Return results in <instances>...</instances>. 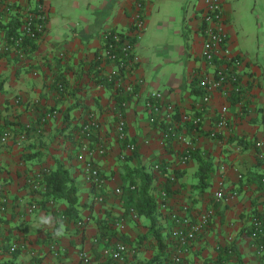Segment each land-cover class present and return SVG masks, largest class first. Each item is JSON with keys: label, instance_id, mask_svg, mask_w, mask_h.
<instances>
[{"label": "crops", "instance_id": "crops-1", "mask_svg": "<svg viewBox=\"0 0 264 264\" xmlns=\"http://www.w3.org/2000/svg\"><path fill=\"white\" fill-rule=\"evenodd\" d=\"M6 1L12 8L0 15V264H79L81 250L89 253L91 264H166L173 245L172 212L195 220L205 208L213 209L211 221L187 245L182 264H259L262 257L250 229L253 216L264 221L259 184V155L264 154V0H222L229 46L242 59L240 78L249 95L244 103L218 90L202 101L197 83L209 70L201 57L205 0ZM39 2L47 14L45 36L28 41L22 52H3L8 26L16 31L22 11ZM138 3L147 29L136 42L135 67L122 77L143 81L124 109L126 137L120 141L115 133L119 98L109 79L117 66L96 60L104 31L131 33ZM152 91L163 96L156 123L145 105ZM223 106L225 125L219 129L215 125ZM90 114L100 123L90 146L104 142L106 147L105 153L92 156L104 178L102 188L86 178V154L77 132ZM195 117L201 118L198 125L192 122ZM168 121L195 142L185 163L179 161L178 141L162 138L161 123ZM4 131L9 132L6 140L1 139ZM257 140L263 145L256 146ZM125 142L134 149L122 158ZM35 154H41L40 160L33 159ZM56 163L69 170L77 186L81 227L78 220L61 217L65 201L41 205V195L32 186L35 173ZM200 165L206 186L200 184ZM142 171L151 174L156 196L159 187L167 190L164 206L157 197L152 233L150 220L129 205L130 180L138 182ZM220 181L236 194L215 199ZM117 188L121 194L115 193ZM32 204L36 208L28 211ZM114 219H122L124 227L116 226ZM119 240L126 244L122 259L104 257V245Z\"/></svg>", "mask_w": 264, "mask_h": 264}, {"label": "built area", "instance_id": "built-area-1", "mask_svg": "<svg viewBox=\"0 0 264 264\" xmlns=\"http://www.w3.org/2000/svg\"><path fill=\"white\" fill-rule=\"evenodd\" d=\"M12 8L11 3L6 0H0V15L2 12H8ZM147 29L144 18V9L141 3L137 4L136 10L132 16V30L127 34L118 30H106L102 34V47L97 54V59L101 62L110 61L117 66V72L109 77L116 85L118 101L116 104L117 122L115 127L116 137L120 141H124L126 137V119L123 115L129 99L137 95L136 84L143 80L132 81L124 80L123 72H130L136 65L137 57L135 56V46L137 40L142 33ZM201 31L202 45L201 57L205 66L209 68L198 80V87L203 90L202 101L210 100V95L213 91H220L225 97H234L239 103H244L248 99V91L240 78V65L242 59L235 54L228 43V34L224 28V15L222 0H205L201 15ZM47 32V14L42 3H38L35 7L25 8L19 18L18 29L8 34L6 42L3 45L2 51L22 52L28 41L41 40ZM62 89V86L59 85ZM163 96L159 91H152L146 102V107L150 111V120L157 122L159 120L157 114L162 106ZM168 110H172V105L166 104ZM226 107L223 106L220 110V118L216 122V128H221L225 125L224 113ZM53 112L48 113L51 116ZM170 117V115H168ZM170 119V118H169ZM186 120V116H183ZM200 117H195L192 122L198 125ZM165 128L162 131V138L165 141L176 139L181 145V154L179 156L180 163L187 162L195 150V142L186 134L179 132L171 121L164 122ZM216 128L210 132V136L216 135ZM100 129L99 121L91 114L79 128V136L82 137L81 149L85 152L86 158L84 163V171L87 180L94 187L102 188L104 178L96 167L92 156L94 153L103 154L106 151L104 142H96L90 146L91 141L96 136ZM262 130L264 133V114L262 121ZM9 137V132L4 131L1 139L6 140ZM93 143V142H92ZM256 146L263 145L260 140L255 141ZM134 149V145L130 142L124 143V151L121 153L123 158L126 151ZM263 160V169L259 176V184L264 191V154L259 155ZM160 165L154 164V168L159 170ZM174 175H169V179L174 180ZM33 188H37L38 184L33 182ZM115 193L121 194L122 189L117 188ZM236 194V191H227L223 181H220L218 187L213 191V197L217 200L227 199ZM160 204L164 206L167 201V190L159 187L158 195ZM103 196H99L102 200ZM158 201V202H159ZM36 208V204H32L28 211ZM131 212L135 211L131 208ZM213 215V209L205 208L198 217L193 220L185 213L172 212V228L171 239L173 240L172 253L166 264H182L183 253L187 245L193 241L199 233H201L210 223ZM61 217L65 218L63 214ZM114 224L120 228L124 227L122 219H114ZM78 226H82L84 221L78 220ZM250 236L255 241V246L262 260L259 264H264V221L256 216L251 218ZM17 245L11 246V249H16ZM126 251V244L119 240L107 242L102 248V255L113 260H120ZM31 264H37L32 262ZM79 264H91V257L85 250L79 252Z\"/></svg>", "mask_w": 264, "mask_h": 264}, {"label": "trees", "instance_id": "trees-1", "mask_svg": "<svg viewBox=\"0 0 264 264\" xmlns=\"http://www.w3.org/2000/svg\"><path fill=\"white\" fill-rule=\"evenodd\" d=\"M14 29L15 28L8 26L9 34L15 32ZM96 62L99 64L100 61L97 59ZM107 81L111 83V81ZM2 85L3 80L0 79V91L2 90ZM66 118L65 116V119ZM161 126L165 128L164 123H161ZM77 130V132H79V128ZM40 157L41 154L33 155V159L35 160H40ZM29 158H31V156L24 160ZM199 176L200 184L206 186V175L202 171L201 165L199 167ZM32 182L38 184L35 190L41 195V200L39 202L41 205H44L48 200H63L66 203V208L63 210L65 218L74 221L80 218L81 203L77 196V186L69 170L63 164L56 163L53 168H42L40 172L35 173ZM128 188L131 197L129 205L137 214L145 216L150 220L149 230H151V233L154 232L153 228L158 208V200L155 195V186L152 185L151 174L142 171L139 175V181L130 180Z\"/></svg>", "mask_w": 264, "mask_h": 264}]
</instances>
